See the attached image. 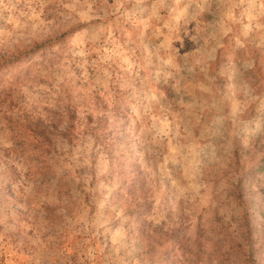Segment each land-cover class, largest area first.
<instances>
[{"label": "rangeland", "instance_id": "1", "mask_svg": "<svg viewBox=\"0 0 264 264\" xmlns=\"http://www.w3.org/2000/svg\"><path fill=\"white\" fill-rule=\"evenodd\" d=\"M202 15L204 20H198ZM47 39L54 40L52 45L0 73V170L18 167L23 157L6 155L15 143V129L7 123L15 126L26 113L51 115L67 100L84 112L93 109L96 97H135L129 137L137 143L120 146L119 155L133 152L135 167L152 187L154 205L147 218L154 225L171 224L182 211L189 237L200 217L206 223L213 206L208 174L225 171L235 149L245 157L246 151L264 145V88L241 74L249 70L254 76L264 64V0H0V58ZM223 45V82L196 76L183 80L182 71L192 73L214 60ZM241 97L250 102L242 104ZM251 102L255 110L248 116ZM77 141L67 151L58 146L68 160L62 164L69 172L64 182L73 187L69 210L55 191L37 192L23 177L12 193L0 192V264H17L11 258L16 256L24 264L150 262L141 254L137 230L129 237L140 221L124 217L122 199L109 204L119 168L110 178L111 167L102 155L94 163L95 178L88 177L90 141ZM131 161L127 158L121 167L134 174ZM81 167L84 173L75 176ZM5 171L3 185L12 172ZM252 181L264 188V171ZM83 192L89 193V202ZM258 200L264 203V193L253 197ZM47 211L52 219L45 217ZM97 250L102 255L96 263ZM157 250L161 264L180 259L171 241Z\"/></svg>", "mask_w": 264, "mask_h": 264}, {"label": "trees", "instance_id": "2", "mask_svg": "<svg viewBox=\"0 0 264 264\" xmlns=\"http://www.w3.org/2000/svg\"><path fill=\"white\" fill-rule=\"evenodd\" d=\"M198 20H204V16L202 15ZM86 25L87 23L82 26ZM79 27H81L80 24L75 28ZM58 40L59 37H55V42ZM53 41V39H47L33 43L16 55L1 57L0 73L13 63L24 58H31L38 51L52 45ZM223 44L225 45V42ZM224 45L219 47L214 60H208L203 65L195 67L192 73L187 74L182 71L183 80L196 76L223 82L225 79L222 77L220 64L223 61ZM246 48L250 50V45ZM182 53L184 51L180 50L178 55ZM252 56L257 59V53ZM237 59L240 61L242 57ZM251 72L248 70L241 74L245 79L246 76L253 77L255 82L264 84L262 62L258 65L254 76H251ZM261 84L260 90L264 88ZM240 100L242 104L250 102L243 97ZM136 102L135 97L127 99L122 95H115L111 99L105 96L96 97L91 104L92 110L79 112L77 111L79 104L73 100H67L61 110L57 108L51 115L26 113L21 116V122L15 121V126L7 123L10 130L15 129L12 137L15 143L6 150V155L12 153L19 157V154H22L23 157L22 163L18 162V167L6 165L2 169L3 173L6 172L5 169L12 172L7 174L9 180L6 185L0 181V192L7 195L12 193L14 191L12 187L18 186L20 178L23 177L26 182L32 183L37 192L55 191L62 208L69 210L74 204L71 195L73 187L68 182H64V177L69 172L64 171L62 164L64 161L68 163V160L64 158L65 153L59 150L58 146L61 145L67 151L70 147L78 146V137L87 138L90 141V153L87 156L88 177L95 178L94 163L102 155L106 157L111 167L110 178L119 168L121 177L118 179L117 188L110 193L109 204L113 205L116 197L122 199L124 217L140 221L136 228L129 231V237H135L134 232L137 230V235L143 243L141 254L144 259L150 261L148 264H161L159 259L163 256L157 249L166 241H171L173 246H177L180 250V259L174 264H264V225H262L264 222L260 223L261 220L264 221V206H262L264 203L261 200L253 201L257 193H264V188L250 183L258 173L264 171V145L258 144L250 151H246L245 157H241L239 149H235L225 171L218 175L208 174L205 182L211 184L213 206L209 214L205 216L206 223H200L202 222L200 217L196 229L188 237L186 232L189 221L182 211L179 213L178 221L171 224L161 222L154 225L147 218L154 205V198L151 195L152 187L145 175L135 167L137 158H134L133 152L129 156L125 152L119 155L120 146L128 149L132 147L131 143H137L135 138L129 137V131L132 128L131 108ZM255 105L256 103H250L248 116L254 113ZM228 125L232 126L231 121ZM145 142L142 140L144 146ZM143 145L138 146L144 147ZM83 157L86 158V156ZM127 158L132 160L129 164L134 174L127 173V169L121 167ZM141 158L147 160V154H143ZM20 163L26 168L23 174L19 169ZM84 168H75L74 175L83 174ZM2 170H0V176ZM83 182H86V179H83ZM122 189H125L126 193H123ZM64 196H67V200ZM13 199L16 198L13 197ZM82 199L89 202V193L83 192ZM45 217L53 218L48 211ZM100 255L102 254L99 250L94 252L96 263L99 262ZM11 258H15L17 264L25 263L18 261L19 256Z\"/></svg>", "mask_w": 264, "mask_h": 264}]
</instances>
